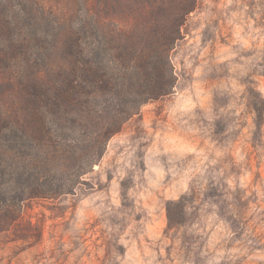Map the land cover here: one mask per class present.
Returning a JSON list of instances; mask_svg holds the SVG:
<instances>
[{
    "label": "rangeland",
    "instance_id": "374dc122",
    "mask_svg": "<svg viewBox=\"0 0 264 264\" xmlns=\"http://www.w3.org/2000/svg\"><path fill=\"white\" fill-rule=\"evenodd\" d=\"M34 1L66 27L118 13L113 0ZM170 57L169 94L125 122L73 193L0 204V264H264V0H198ZM5 125L0 147L16 144ZM4 169L0 157L12 195Z\"/></svg>",
    "mask_w": 264,
    "mask_h": 264
},
{
    "label": "trees",
    "instance_id": "16d2710c",
    "mask_svg": "<svg viewBox=\"0 0 264 264\" xmlns=\"http://www.w3.org/2000/svg\"><path fill=\"white\" fill-rule=\"evenodd\" d=\"M124 1L108 4L118 13H87L66 27L34 0H0V78L16 93L12 113L0 112L16 140L0 147L4 171H16L2 208L73 193L125 122L171 91L170 52L198 0ZM172 205L170 225H179Z\"/></svg>",
    "mask_w": 264,
    "mask_h": 264
}]
</instances>
